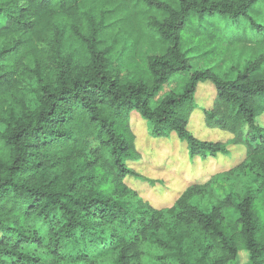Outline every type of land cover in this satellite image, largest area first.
I'll list each match as a JSON object with an SVG mask.
<instances>
[{"label": "trees", "instance_id": "16d2710c", "mask_svg": "<svg viewBox=\"0 0 264 264\" xmlns=\"http://www.w3.org/2000/svg\"><path fill=\"white\" fill-rule=\"evenodd\" d=\"M0 17V264H162L152 236L193 264L191 234L199 264L240 248L264 264V0H0ZM201 82L205 127L226 141L189 129ZM132 111L191 157L244 155L153 207L126 182L142 177ZM244 176L254 188L213 187Z\"/></svg>", "mask_w": 264, "mask_h": 264}, {"label": "rangeland", "instance_id": "374dc122", "mask_svg": "<svg viewBox=\"0 0 264 264\" xmlns=\"http://www.w3.org/2000/svg\"><path fill=\"white\" fill-rule=\"evenodd\" d=\"M210 63V61L204 62L205 65ZM118 64L115 61L114 66ZM214 95L215 89L209 82H201L198 84L194 94L196 110L192 114L193 117L190 120L189 129L208 140L218 138L226 141L232 137L231 134L218 129L210 128L209 130V128L205 127L203 120L202 110L211 107ZM256 123L260 126L264 124V114L256 118ZM130 124L133 132L136 134L135 143L140 157L137 160H133V162L128 161V165L135 169L142 177L129 176L126 182L130 187L137 189L140 195L151 206L156 208L171 205L191 183L194 181H205L210 175L236 165L244 155L243 146L229 144L225 152L219 153L215 157L206 159L199 156L191 157L188 154L186 143L179 139L174 132L160 138L150 137L148 134V122L135 111L131 112ZM243 186L254 188L255 183L248 176H244L241 181L238 179L231 182L221 181L213 187H215L218 194L225 195L232 188L238 189ZM191 203L203 210L207 209L206 201L199 196L193 197ZM235 215V212H226V216L230 220ZM157 234L161 240L177 242V238L170 240L167 233L160 232ZM154 238L155 236H152L151 242H153V245H157L159 249L158 254H162V264H177V257L174 253L172 251L169 252L167 248H162L161 241L154 243ZM183 240L185 241L183 252L186 253L190 260H193V264H199L204 246L203 241L192 234L191 236H183ZM153 245L151 244L149 248L152 249ZM181 258H185V256L182 255ZM147 263L150 264L149 260H147ZM248 263V252L244 248H240L232 264Z\"/></svg>", "mask_w": 264, "mask_h": 264}]
</instances>
